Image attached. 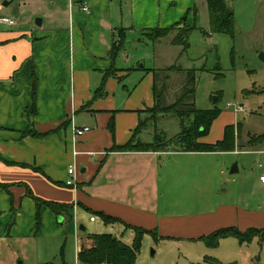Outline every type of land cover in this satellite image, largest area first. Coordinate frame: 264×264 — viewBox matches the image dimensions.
Wrapping results in <instances>:
<instances>
[{
  "label": "crops",
  "instance_id": "1",
  "mask_svg": "<svg viewBox=\"0 0 264 264\" xmlns=\"http://www.w3.org/2000/svg\"><path fill=\"white\" fill-rule=\"evenodd\" d=\"M55 3L48 1L51 12L47 22L42 16L40 25L19 29L15 24L0 22V231L13 217L7 235L32 233L36 207L26 187L42 200L73 204L68 224L71 230L78 229L79 221L96 216L85 208L155 231L157 239L172 241L195 239L221 227L241 231L264 228V183L255 178L246 186L225 170L233 155L245 152L237 145L245 139L236 138L235 149L229 152L112 149L130 139L139 119L146 117L139 111L154 104L155 73L143 68L159 69L154 64L146 67L145 62L126 66L130 60L141 58L132 57L125 46L112 62L108 51L115 29L125 28L126 35L138 33L140 38L136 40L140 43L148 40L143 32L151 28H169L178 23V27L195 26L200 14L202 23H209L206 0ZM81 4L87 5L88 12L80 9ZM192 5L196 12L190 21ZM2 11L0 5V16ZM175 34L173 30L168 35L173 38ZM161 39L148 40L156 45L157 57ZM112 63L118 69L130 70L107 77L105 96L93 99L94 90ZM137 74L140 77L135 84L131 77ZM129 85L138 92L134 99ZM32 101L34 113L30 115L27 106ZM72 124L90 130L74 137ZM228 124L235 125V119L223 123L216 133H211L210 127L200 141L220 140ZM31 125L39 136L22 134ZM70 166L75 168L73 185L66 186ZM47 210L46 206L40 208V220L41 213L51 216ZM50 219L60 235L59 224L64 218L56 217L55 223L54 218ZM96 220L102 223L98 216ZM102 225L121 240L125 233L133 237V232L122 224ZM90 243L88 237L79 242L77 253ZM215 248L206 246L205 250L215 258Z\"/></svg>",
  "mask_w": 264,
  "mask_h": 264
},
{
  "label": "rangeland",
  "instance_id": "2",
  "mask_svg": "<svg viewBox=\"0 0 264 264\" xmlns=\"http://www.w3.org/2000/svg\"><path fill=\"white\" fill-rule=\"evenodd\" d=\"M48 1L0 0V5L3 6L1 16L7 15L13 18L16 28H27L28 25L33 27L35 20H41L42 16L47 22L51 12L47 7ZM56 1L57 5L62 2V0ZM64 1L67 3V0ZM225 3L233 11L232 37L210 33L209 23L207 21L202 23L200 14L195 28L187 35L186 43L174 46L171 45L173 39L171 35L163 37L158 41L159 56L157 57L156 45L153 46L148 40L139 43L136 40L140 38L139 34L130 33L126 35L125 49L132 54V57L139 56L138 58L141 59L130 60L126 66H139L141 62H145L146 67L154 64L159 70H166L174 65L182 70H171L170 73L166 70L158 74L157 86L159 90L164 89V106L181 97L186 80L184 71L193 70L195 77L193 102L196 108L209 109L215 103L221 109L220 115L211 125V133L218 132L223 123L235 119L236 138L239 141L245 139L247 142L249 134H264V0H225ZM197 6L201 13L200 3ZM191 8L190 21L196 12L193 5ZM183 27L182 25L178 28ZM175 31L177 33V30ZM202 31L207 34H203ZM153 57L155 61H152ZM217 64L220 66L219 70L216 68ZM167 74L169 80L165 81ZM139 77L140 74L132 76L131 79L135 78L133 83L137 84ZM129 92L134 95L132 99L138 93L132 91V85H129ZM237 106H241L243 111L236 113ZM149 117L150 114L146 113V118ZM156 117L155 122L151 120L147 122L139 136L140 140L149 142L154 130L163 132L166 138H171L180 131V120L177 117L161 113H156ZM255 147H241L242 149L239 150L245 152L233 155L225 169L228 176L238 179L246 186L258 178L262 171L260 164H264V144H257ZM234 164L238 172L228 174ZM46 212L51 216L41 213L38 229L34 227V219L32 233L24 236L18 233L7 235L8 225L14 221L12 217V220L0 231V264H78L76 248L79 242L90 233H111L109 227H103L99 220L94 222L86 218L78 222V226L85 227V233L77 228L68 229L69 222L64 220L58 223L62 228L59 235L53 224H50V217L54 218L55 223V214L49 210ZM1 215L2 213L0 218L3 217ZM121 238L126 244L132 241L129 233H125ZM205 249L206 245L201 241L153 240L147 236L141 242L138 262L139 264H203L206 253L208 254L206 256H214ZM215 252L218 254L215 259L219 258L222 263L264 264V238L261 243L257 238L249 243H240L234 238H229L218 243Z\"/></svg>",
  "mask_w": 264,
  "mask_h": 264
},
{
  "label": "trees",
  "instance_id": "3",
  "mask_svg": "<svg viewBox=\"0 0 264 264\" xmlns=\"http://www.w3.org/2000/svg\"><path fill=\"white\" fill-rule=\"evenodd\" d=\"M209 31L210 33L222 34L232 37L234 34V16L231 7H229L224 0H206ZM180 23L173 25L169 28H151L143 32V36L151 41H156L160 38L166 37L173 30H177L175 37L171 40L173 45H184L186 38L190 30L194 29L195 26L191 27L183 25L182 29L178 28ZM203 34H207L202 31ZM126 40V29L117 28L115 29V38L110 44L108 51V57L112 62L118 56L119 52L124 47ZM217 70L220 66L216 65ZM124 71L128 73L130 69H118L112 63L110 67L104 72L101 82L93 92V99L105 96V80L107 77L115 76L118 71ZM143 70L154 71V83H153V99L154 104L150 108H146L139 113H149V118L139 119L136 128L134 129L130 139L122 145H116L112 149L113 151H200V152H229L233 151L236 146V135L235 125L228 124L224 126L223 135L220 140L214 143H206L199 140V138L206 136L210 130L213 121L220 115L221 109L214 103L213 107L209 109H198L196 108L193 97H194V83L195 77L193 70H186L185 87L183 93L177 101L163 105L164 100V89H158L157 76L159 73L182 71L175 65L170 66L166 70L159 69H147ZM165 81L169 80L168 74L165 75ZM163 88V86H162ZM34 100V98H33ZM34 101L27 106L30 115L34 113ZM31 108V110H30ZM32 111V112H30ZM156 113L165 115H173L180 120V131L171 138H166L163 132L154 130L151 140L144 142L140 140L139 135L142 130L146 127L148 121H156ZM152 114V115H151ZM156 117V118H155ZM111 131H113L112 124L109 125ZM23 135L39 136L33 129L32 125L30 128L22 133ZM247 146L255 147L257 144H264V134H252L247 136ZM38 170V168H33ZM66 185V184H65ZM7 186V185H3ZM68 186V185H66ZM27 196L31 197L35 202L36 217L35 226L38 229L40 224V208L42 206L48 207V209L55 214L56 217L64 218L67 222L72 220L70 210L73 204L58 203L53 201L42 200L34 196L31 190L26 187ZM89 214L96 215L102 221L104 225L109 224H122L126 230L133 232L132 241L130 244L124 243L119 237L112 233H90L88 238L91 240L89 246H82L77 253L78 264H139L138 254L141 249V242L145 235H150L153 240H157L155 231L147 230L141 227L132 226L124 223L116 217H111L101 211H93L85 208ZM12 225V222L8 225V229ZM85 233V232H84ZM234 238L240 243H249L252 239L257 238L261 241L264 238V228L249 227L243 231L235 227H221L208 235L201 236L195 239V241L203 242L209 248L217 247L219 241L224 238ZM52 264V263H50ZM203 264H237L236 262L222 263L211 256H205Z\"/></svg>",
  "mask_w": 264,
  "mask_h": 264
},
{
  "label": "built area",
  "instance_id": "4",
  "mask_svg": "<svg viewBox=\"0 0 264 264\" xmlns=\"http://www.w3.org/2000/svg\"><path fill=\"white\" fill-rule=\"evenodd\" d=\"M80 9L84 12H88V10H89L87 5H85V4H81ZM0 22L4 23L6 25H9V26H12L15 24L14 19H12L10 17H5V16H0ZM241 111H243V108L241 106H237L235 112L238 113ZM89 130H90V127H88V126L76 127L72 124V132H73L74 137H80L83 134H85L86 132H88ZM260 167H261L262 171H261L258 179L260 182L264 183V164L263 165L260 164ZM74 169H75L74 166H70L67 170L70 178L65 181V184L68 186L73 185V177L71 175L74 173ZM95 220H96V216L90 217V221H95Z\"/></svg>",
  "mask_w": 264,
  "mask_h": 264
},
{
  "label": "water",
  "instance_id": "5",
  "mask_svg": "<svg viewBox=\"0 0 264 264\" xmlns=\"http://www.w3.org/2000/svg\"><path fill=\"white\" fill-rule=\"evenodd\" d=\"M35 23H36V25H40L41 24V20L40 19H36ZM237 145L240 146V147H244V146L247 145V143L244 142V141H240ZM237 171H238L237 166H236V164H234L231 167V169L229 170V174L237 173ZM78 230L83 232V233L86 231V229H85V227L83 225H79Z\"/></svg>",
  "mask_w": 264,
  "mask_h": 264
}]
</instances>
